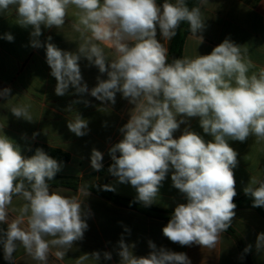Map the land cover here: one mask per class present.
Masks as SVG:
<instances>
[{
    "label": "clouds",
    "instance_id": "9594fccd",
    "mask_svg": "<svg viewBox=\"0 0 264 264\" xmlns=\"http://www.w3.org/2000/svg\"><path fill=\"white\" fill-rule=\"evenodd\" d=\"M70 10L73 29L83 40L77 49L63 50L51 42V36L42 42V28L63 27ZM5 14L14 16L20 27L31 28V47L44 48L57 96L90 95L106 107L115 105L119 93L133 106L119 129L122 139L108 149L112 161L108 173L116 183L134 188V202L144 207L157 203L160 188L171 174L172 187L186 203L175 206L162 227L163 236L182 247L214 248L236 217L234 169L239 161L229 142L243 143L250 137L264 142V67L253 71L256 65L247 47L226 37L208 54L169 62L168 48L161 40L170 41L182 23L187 22L203 43L206 20L199 7L189 8L187 0L163 4L157 0H0V15ZM0 39L13 42L15 38L4 33ZM105 47L114 53L113 59L107 58ZM82 58L107 77L97 76L91 89L81 73ZM10 97L11 88H0V101ZM80 102L90 104L82 99L72 104ZM9 111L17 119L33 122L27 105H13ZM191 118H198L211 139L190 127L175 136ZM67 128L83 137L89 122L78 114L67 121ZM103 159L104 154L93 148L91 168L102 171ZM61 169V162L43 148L26 156L17 142L0 135V248L8 264L18 246L47 264L52 247L61 250L56 255L62 258L84 239L90 209L84 201L53 191L49 184ZM98 188L116 191L112 184ZM243 192L252 207L264 208V179L250 177ZM13 197L23 203L19 217L10 220ZM121 225L123 233L114 248L119 264H191L185 252L158 247L152 240L147 242V255H135V243L125 240L131 229ZM252 247L246 246L244 252ZM255 248L264 250V232L257 234ZM91 255L99 262L101 256L112 259L110 251Z\"/></svg>",
    "mask_w": 264,
    "mask_h": 264
},
{
    "label": "crops",
    "instance_id": "0c3cea01",
    "mask_svg": "<svg viewBox=\"0 0 264 264\" xmlns=\"http://www.w3.org/2000/svg\"><path fill=\"white\" fill-rule=\"evenodd\" d=\"M199 8L206 20V29L202 33L203 43L200 44L198 36L190 33L185 40L182 57L194 58L198 54H208L226 37H230L235 43L247 47L248 56L256 65L253 71L264 67V0H202ZM73 21L74 17L70 10L65 25L61 28H42L40 40L46 41L47 37L51 36V42L59 48L75 51L83 40L80 33L73 29ZM30 32L31 28L25 29L17 25L14 16L0 15V35L11 33L15 38L13 42L0 39V88H11L12 95L7 101H0V125L4 126L0 129V135L5 134L17 142L24 155L37 144L69 154L70 160L61 162V171L54 180L49 181V184L53 191L65 197L84 201L90 209V215L87 217L89 228L84 239L66 250L62 258L56 255L57 251L61 250L52 247L47 264H119V257L114 248L123 233L121 222L131 229V234L125 235V240L128 243H135L133 251L137 256L148 254L150 249L147 242L152 240L158 247L185 252L191 264H264V250L257 252L255 248L257 234L264 232V218L253 209H235L236 217L231 224L245 247L253 246L245 258L235 238L226 232L221 234L214 248L197 245L182 247L163 236L162 227L168 220L115 204L89 189L96 184H112L116 187L113 193L122 198H135L134 188L116 183L115 178L107 171L109 164L112 163L108 149L122 139L119 129L129 119L133 106L119 93L115 105L106 107L90 95L57 96L54 91L56 80L50 75L45 50L30 46ZM171 40H161L168 48V57ZM105 52L109 60L114 58V53L106 47ZM80 68L89 89L96 85L97 76L107 78L106 74L101 75L98 69L90 66L84 58L80 60ZM72 91L74 90L70 89V93ZM77 99L88 100L90 104L88 106L83 102L72 104V101ZM13 105L29 106L33 122L13 116L9 111ZM78 114L89 122L88 134L83 137L75 136L67 128V121L74 120ZM185 127L200 133L206 140L211 139L203 133L198 118H191L187 125L182 124L175 136L178 137ZM33 133L38 135L33 138ZM229 143L238 153L239 163L234 169L237 198L245 195L243 188L250 177L264 179V142L257 143L254 137H250L243 143L238 141ZM93 148L104 154V168L100 172L94 171L90 166ZM22 203L21 198L13 197L8 209L10 220L19 217L18 209ZM178 203H186V200L172 187L169 174L160 188L157 203L152 207L173 211ZM21 226L25 227L26 221ZM96 251L101 254L110 251L112 259L106 261L101 256L99 262L91 255ZM0 264H8L3 259L2 248ZM12 264L40 262L26 254L22 246H18L13 254Z\"/></svg>",
    "mask_w": 264,
    "mask_h": 264
},
{
    "label": "trees",
    "instance_id": "16d2710c",
    "mask_svg": "<svg viewBox=\"0 0 264 264\" xmlns=\"http://www.w3.org/2000/svg\"><path fill=\"white\" fill-rule=\"evenodd\" d=\"M201 1L202 0H187V4H188L189 8L194 7V6L199 7ZM157 2L159 4H163L165 2V0H157ZM190 33L191 32L189 30V25L187 24V22L182 23L180 25V27L177 29L176 35L172 38L170 48H169V62H171V60L173 58H181L182 57L183 46H184V43H185L187 36ZM37 147L43 148L50 156L57 159L59 162H67L70 160L69 154H67L61 150L50 148V147L40 145V144H37L34 147H32L31 151H28L26 156L32 155L34 150ZM65 184H67V183L65 182ZM102 186H104V184H96L93 187H89V189H91L92 191H95L96 193L100 194L101 196H103L104 198L110 200L111 202H113L115 204L135 209L139 212L145 213L149 216L156 217L159 219L169 220L171 213L173 212V211L160 210V209L154 208L152 206L144 207L139 203H135L134 199L122 198V197L118 196L117 194L113 193L112 191H104V190L98 188V187H102ZM234 202L237 204L236 209L250 208V209L257 211L264 218V208L252 207L251 199L248 198L247 196L243 195V196L234 198ZM226 233L232 235L235 238L242 255L245 258H247V253L244 252L245 245H244L241 237L236 233V231L233 229V227L230 226L227 229Z\"/></svg>",
    "mask_w": 264,
    "mask_h": 264
}]
</instances>
